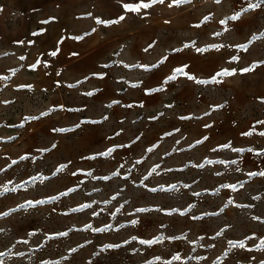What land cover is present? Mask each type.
I'll return each instance as SVG.
<instances>
[{
  "label": "rangeland",
  "instance_id": "rangeland-1",
  "mask_svg": "<svg viewBox=\"0 0 264 264\" xmlns=\"http://www.w3.org/2000/svg\"><path fill=\"white\" fill-rule=\"evenodd\" d=\"M258 2L0 0V264H264Z\"/></svg>",
  "mask_w": 264,
  "mask_h": 264
},
{
  "label": "snow or ice",
  "instance_id": "snow-or-ice-1",
  "mask_svg": "<svg viewBox=\"0 0 264 264\" xmlns=\"http://www.w3.org/2000/svg\"><path fill=\"white\" fill-rule=\"evenodd\" d=\"M159 2L162 3L163 0H159ZM261 5H264V0H259V2L257 4H250L249 7L252 8V9H255L257 7H260ZM142 6L143 7H148L149 5H142ZM125 8L128 11H135V12L139 11V7H135V6H132V5H126ZM122 19H123V17H122ZM53 55H55V54H53ZM250 70H252V69H245V71H250ZM177 71H181L182 72V70H177ZM231 74H234V73H229L227 71L220 73V75H231ZM261 175H264V173H261ZM142 243H143V241H142Z\"/></svg>",
  "mask_w": 264,
  "mask_h": 264
}]
</instances>
